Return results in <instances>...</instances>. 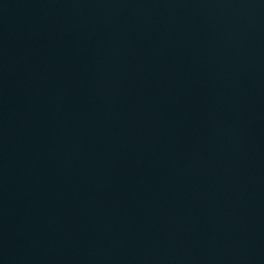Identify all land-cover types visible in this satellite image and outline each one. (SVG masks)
<instances>
[{
	"label": "water",
	"instance_id": "1",
	"mask_svg": "<svg viewBox=\"0 0 264 264\" xmlns=\"http://www.w3.org/2000/svg\"><path fill=\"white\" fill-rule=\"evenodd\" d=\"M0 264H264V0H0Z\"/></svg>",
	"mask_w": 264,
	"mask_h": 264
}]
</instances>
